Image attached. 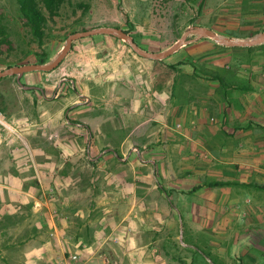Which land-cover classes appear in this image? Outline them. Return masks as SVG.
Masks as SVG:
<instances>
[{"label":"crops","instance_id":"obj_1","mask_svg":"<svg viewBox=\"0 0 264 264\" xmlns=\"http://www.w3.org/2000/svg\"><path fill=\"white\" fill-rule=\"evenodd\" d=\"M201 14L193 27L220 38L264 35V16L257 18L260 30L243 36L226 32L240 29L238 18L210 24L206 9ZM189 35L160 60L137 57L106 38L70 53L72 77L58 84L65 105L56 114L41 110L36 126L52 128L58 158L48 154L42 131L28 157L9 158L17 145L0 144V165H9L0 169V264H70L72 254L74 264H204L183 252V245L198 250L202 244L215 264H229L239 246H264V41L230 46ZM32 73L17 82L43 102L44 81ZM84 142L98 170L92 177L80 157ZM133 147L141 154L129 152L124 171L121 155ZM183 148L208 158L194 164L191 151L174 165L172 151ZM62 164L66 175L50 173ZM202 180L228 184L206 187ZM193 211L199 215L187 214V229H206L204 243H183V212ZM250 256L245 261L255 264L259 255Z\"/></svg>","mask_w":264,"mask_h":264},{"label":"rangeland","instance_id":"obj_2","mask_svg":"<svg viewBox=\"0 0 264 264\" xmlns=\"http://www.w3.org/2000/svg\"><path fill=\"white\" fill-rule=\"evenodd\" d=\"M202 1L203 0H68L59 7L56 15L53 17H49L48 13L46 11L44 12L47 17L44 26L45 35L42 46L38 47L36 41L30 34L29 28L23 23L20 17L16 0H0V24L5 26L9 40L8 43H2L0 45V71L7 69V66L10 68L13 66L36 63V54L41 50H44L47 54V61L45 63H50L61 52L70 32L84 31L97 27H119V29H126L129 31V34L133 36L134 41L141 49L153 53L162 52L171 47L189 27H193L192 24L197 23L204 9H206V16L209 22H211L210 24H212L213 21H218L221 17L225 19V17L230 16L238 18L239 21H241L240 29H226L227 33L244 36L253 31L260 30V23L257 21V18L264 16V4L260 5L254 3L260 2V0H205L204 9L201 10L202 7L197 9L198 4L202 3ZM251 1L252 5H248ZM77 3L88 4L89 8L82 13L81 10L76 7ZM248 18L253 21L244 23V20ZM215 28L221 29L218 26ZM222 30L225 31L223 28ZM193 37L194 35H189L186 39ZM100 38L103 40L101 43H105V39L103 38L110 39L112 44L124 45L130 54L141 57L136 54L125 41L119 38L116 39L108 34L102 36L94 35L75 40L71 43V48H69V51L56 68L50 71H30L33 72L32 75L37 76V78L40 77V79L44 81L42 90L43 92L45 90L47 95L43 102H37L35 95L20 85L23 80L21 79L17 82L16 75H7L0 78V144H3L5 150L7 146L10 147L11 142L15 143L18 147V150H15L13 154H11V152L8 154L9 158L31 156L29 144H36L41 141L39 140L41 137L39 133L41 131L44 133V138H42L46 144L48 154L58 158V153H60L61 150L57 148V145H54L57 139L56 134L53 133L52 128L48 126L45 127V130H38L36 126L41 123L39 122L40 119L38 115L43 109L51 114H56L64 107L65 104L60 101V97L65 94L58 84L62 82L60 79L72 77L69 73L71 72L69 62L71 59L70 53L83 52L84 47L99 44V41L94 40H99ZM157 44L161 45V47H158ZM259 55L260 59L264 58V53H260ZM252 56L257 57L256 54ZM80 70L81 68H79V71ZM76 88V93L81 92L82 85H78ZM65 93H67V90ZM38 94L37 98L39 100L42 93L38 90ZM176 128L180 129L181 126L177 125ZM80 139L76 140L79 142ZM66 140L68 139L64 138L65 142H67ZM82 140L84 141V139ZM87 145L88 143L86 145L85 142L82 143L80 157L85 164L83 167L88 170V173H90L89 176L92 177L98 170L96 166L90 162V154H88ZM191 151H193L191 160L194 164L197 162H204L208 158L204 156L205 154H203V152H200L202 150L194 149ZM191 151L186 152L184 148L182 154L172 151V155L176 158L173 164L178 165V160L181 156H183V160H185L186 157H189ZM129 152L139 154L140 150L134 149V147L131 148V150H124V155H121L122 158H125L123 159L124 161L121 162L124 164L121 168L124 171L129 166V159H127ZM143 155H138L141 160L144 159ZM141 160L140 163L145 164V162ZM13 165L18 169L19 167L26 166L23 165V163L22 165ZM7 167H9V165H0L1 170H6ZM143 168H147L146 165ZM67 170L68 167L65 164L60 166L54 165L53 169H50V173L53 174V171H57L66 175ZM148 171L145 170L144 172L148 173ZM207 182L208 180L203 181V183ZM145 185L148 186V183H145ZM90 187L95 189L97 185L93 187V185L90 184ZM183 198L185 199V196ZM187 214L190 217L193 216V218L199 215L198 212L196 213L194 211L191 213L183 212V243H189L192 240L194 241V239H198L200 243L206 242L208 239L205 231L206 229L204 231L197 230L196 232L193 229L191 230L193 233L190 234L191 231L187 229L188 224L186 223L187 218H189ZM201 214L202 213H200V215ZM241 214L243 217V212ZM203 215L205 216V214ZM245 220V218L238 220L241 226ZM204 221L210 222V217L204 218ZM211 229L212 228H210V230ZM197 247L198 250H194L183 245V252L195 253L199 258L204 260V264H215L216 259L208 250V245L202 244ZM251 252L259 255L255 264H264V246L260 244H253L251 246H245L243 244L239 246L237 250L232 252L229 264H248L245 258L250 260ZM240 256L243 258H237Z\"/></svg>","mask_w":264,"mask_h":264},{"label":"water","instance_id":"obj_3","mask_svg":"<svg viewBox=\"0 0 264 264\" xmlns=\"http://www.w3.org/2000/svg\"><path fill=\"white\" fill-rule=\"evenodd\" d=\"M189 33H195L199 35L200 37H210L217 42H220L225 45L230 46H250L252 44H257L264 41V35L262 37H258L251 40H231V39H223L217 36L215 33H213L211 30L201 28V27H191L189 28L184 35H182L171 47L166 49L165 51L153 53L148 52L143 49H141L132 36L130 34L125 33L122 29L119 28H113V27H97V28H91L84 31H77L74 33H71L67 36L64 46L61 49V52L58 54V56L50 63H43V64H25L21 66H13L4 70L0 71V77L7 76V75H16L17 77H20L22 74L34 70H42V71H50L53 70L58 66V64L61 62L63 57L67 54L69 51L70 45L73 41L94 36L98 34H108V35H114L117 38L125 41L131 49L138 54L141 57L149 58L152 60H160L162 58L167 57L174 51H176L179 47H181L183 44L187 42L186 35Z\"/></svg>","mask_w":264,"mask_h":264},{"label":"trees","instance_id":"obj_4","mask_svg":"<svg viewBox=\"0 0 264 264\" xmlns=\"http://www.w3.org/2000/svg\"><path fill=\"white\" fill-rule=\"evenodd\" d=\"M67 1L68 0H16L20 17L23 20V23L29 28L30 34L32 35L33 39L36 41L38 47L42 46L43 38L45 35L44 26L46 24L47 17L44 12L46 11L49 17H53L54 15H56L59 7ZM76 7L80 9L82 13H84L89 8V5L85 3H77ZM115 28H119V27H115ZM122 30L125 33L129 34L128 30L126 29H122ZM74 32L77 31L70 32L69 34ZM110 36L118 39L114 35H110ZM8 42L9 40H8L6 28L3 24H0V45L2 43H8ZM36 56H37V61H36L37 64H43L47 61V54L44 52V50L38 52ZM8 67L9 66H7V68ZM226 184L228 183L219 182V181H210L207 182L206 186L218 187ZM199 187H201V185H196L193 187V190L198 189Z\"/></svg>","mask_w":264,"mask_h":264},{"label":"built area","instance_id":"obj_5","mask_svg":"<svg viewBox=\"0 0 264 264\" xmlns=\"http://www.w3.org/2000/svg\"><path fill=\"white\" fill-rule=\"evenodd\" d=\"M76 261H77V255L76 254L70 255V262H71L70 264H74V262H76ZM58 264H65V263L60 262Z\"/></svg>","mask_w":264,"mask_h":264}]
</instances>
